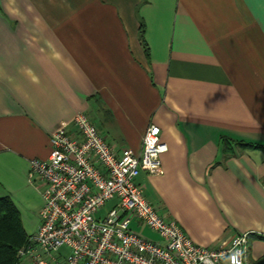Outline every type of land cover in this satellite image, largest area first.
Masks as SVG:
<instances>
[{
    "label": "crops",
    "instance_id": "0c3cea01",
    "mask_svg": "<svg viewBox=\"0 0 264 264\" xmlns=\"http://www.w3.org/2000/svg\"><path fill=\"white\" fill-rule=\"evenodd\" d=\"M80 114L117 151L160 127L148 200L198 246L250 234L247 264H264V149L238 147H264V0H0V198L28 236L43 206L30 163Z\"/></svg>",
    "mask_w": 264,
    "mask_h": 264
},
{
    "label": "built area",
    "instance_id": "2783aa9c",
    "mask_svg": "<svg viewBox=\"0 0 264 264\" xmlns=\"http://www.w3.org/2000/svg\"><path fill=\"white\" fill-rule=\"evenodd\" d=\"M71 132L58 129L49 160L30 163V182L41 185V225L20 251L23 264H247L250 234H238L218 247L196 245L138 183L142 173L163 174L168 152L161 129L150 125L141 152L115 150L85 114ZM112 203L110 208L107 205ZM133 221L161 238L132 228Z\"/></svg>",
    "mask_w": 264,
    "mask_h": 264
},
{
    "label": "trees",
    "instance_id": "16d2710c",
    "mask_svg": "<svg viewBox=\"0 0 264 264\" xmlns=\"http://www.w3.org/2000/svg\"><path fill=\"white\" fill-rule=\"evenodd\" d=\"M245 151L247 149H264L259 145L238 144ZM225 150L228 156L235 155L230 144L226 142ZM252 238L250 237V242ZM30 243L21 214L9 197L0 198V264H21L20 251Z\"/></svg>",
    "mask_w": 264,
    "mask_h": 264
},
{
    "label": "rangeland",
    "instance_id": "374dc122",
    "mask_svg": "<svg viewBox=\"0 0 264 264\" xmlns=\"http://www.w3.org/2000/svg\"><path fill=\"white\" fill-rule=\"evenodd\" d=\"M111 205H112V203H109L108 205H107V208H110L111 207ZM18 209V208H17ZM22 211V210H21ZM24 211V210H23ZM20 212V211H19ZM31 237V236H30ZM26 248V247H25ZM23 250V249H22ZM21 264H23V263H21Z\"/></svg>",
    "mask_w": 264,
    "mask_h": 264
}]
</instances>
